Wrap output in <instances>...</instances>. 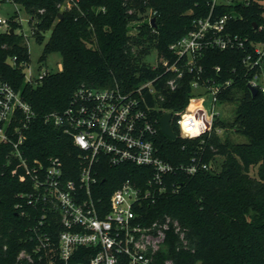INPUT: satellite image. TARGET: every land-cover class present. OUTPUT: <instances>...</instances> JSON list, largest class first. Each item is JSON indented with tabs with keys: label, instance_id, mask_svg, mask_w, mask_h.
Listing matches in <instances>:
<instances>
[{
	"label": "trees",
	"instance_id": "16d2710c",
	"mask_svg": "<svg viewBox=\"0 0 264 264\" xmlns=\"http://www.w3.org/2000/svg\"><path fill=\"white\" fill-rule=\"evenodd\" d=\"M14 1L29 13L37 42H45L39 61H46L52 53L62 56V68L45 74L36 87L26 81L23 71V63L30 61L25 36L0 33V75L37 115L27 133L24 155L42 160L60 157L69 169L68 178L77 180L80 150L71 136L46 123L45 116L68 108L81 88L108 89L119 84L127 92L158 77L156 91L146 96L159 128L156 145L160 156L173 164L195 158L212 165L194 176L177 174L173 181L180 188L173 190L170 185L148 206V220L170 217L181 226L180 232L168 234L166 259L174 264H264V93L254 95L249 88L255 72L243 63L249 46L206 51L201 61L204 76L232 81L219 95V103L233 107V118H216L211 132L193 139L180 135L176 118L172 120L175 139L160 127L164 114L187 106L193 76H187L178 90L170 91L164 86L170 73L162 75V65L153 68L145 60L157 50L158 57L172 61L170 45L194 28L195 19L210 15L211 0H72L71 7L64 9L65 0ZM232 9L216 6L214 16L231 14ZM234 11L238 16L228 20L227 29L255 43L264 42V29L259 30L264 25L261 4L238 5ZM144 17L143 22L131 24ZM46 32H51L49 39ZM8 57L15 58V63H9ZM184 118L194 134L209 128L207 113L195 103ZM238 136L246 141H237ZM7 152V147L0 150V264H62L54 246V251L44 246L36 249L40 243L35 229L40 228L42 211L19 197L30 190L31 183L18 160L6 164ZM101 169V191L96 196L106 202L125 180L145 186L152 175L151 168L133 164L111 168L104 161ZM58 230L57 219H53L51 228H46L51 241L56 240ZM22 252L31 259L20 257Z\"/></svg>",
	"mask_w": 264,
	"mask_h": 264
},
{
	"label": "built area",
	"instance_id": "2783aa9c",
	"mask_svg": "<svg viewBox=\"0 0 264 264\" xmlns=\"http://www.w3.org/2000/svg\"><path fill=\"white\" fill-rule=\"evenodd\" d=\"M3 2L20 5L14 0H0ZM71 3L72 0H65L66 5L61 8L71 7ZM255 3L261 4L264 16V0H211L210 15L195 19L194 28L170 45L173 60L159 57V62L152 65L153 68L162 65V75L170 73L164 84L170 91L178 90L187 76H193L190 80L192 96L187 106L172 112L182 137L193 139L212 131L214 120L220 117L216 110L219 95L232 83L204 76L201 61L207 50L245 49L248 45L243 63L249 71H255L249 85L264 93V87L258 83L264 69V42L255 43L226 27L230 18L238 16L235 6ZM221 5L232 7L231 14L214 16V8ZM19 21L17 17H0V33L14 29L17 34ZM262 29L264 25L259 30ZM13 60L15 63V58ZM27 63L24 62L23 67ZM47 73L41 75L40 80ZM25 79L33 84L32 76H27L26 72ZM157 79L142 82L127 92L119 84L108 89L81 88L68 108L45 116L46 123L54 124L71 136L80 150L79 177L73 180L68 178L69 169L60 157L47 156L42 160L24 155L27 133L37 115L33 106L0 75V150L7 147L6 164L16 159L28 175L31 188L19 197L42 211L39 223L42 228L35 229V238L40 243L37 250L40 246L53 251L55 248L56 258L62 264H174L165 257L168 234L180 232L181 226L170 217L148 220V206L155 204L170 185L173 190L180 188L173 181L177 174L194 176L200 170H210L212 165L197 162L195 158L189 163L173 164L160 156L156 145L159 128L146 96L156 91ZM206 100L211 108L199 104ZM193 103L210 118L209 128L197 134L184 123ZM104 161L111 168L126 164L148 167L152 175L145 186L125 180L106 202L96 196L101 191L99 182ZM53 219H57L59 226L55 241H51V234L46 231L51 228ZM20 257L31 259L24 252Z\"/></svg>",
	"mask_w": 264,
	"mask_h": 264
},
{
	"label": "rangeland",
	"instance_id": "374dc122",
	"mask_svg": "<svg viewBox=\"0 0 264 264\" xmlns=\"http://www.w3.org/2000/svg\"><path fill=\"white\" fill-rule=\"evenodd\" d=\"M1 9H0V17L2 18H12L17 17L18 20H20V26L17 27L16 33L17 34H23L27 40L25 43L27 44L30 52V61L25 65L24 72H26L27 76H32L33 78V84L34 86H38L40 84V76L43 75L45 72L48 73H54L59 71L62 67V56L60 53H52L50 56H48L47 60L44 62H40L39 59L42 55L44 43H39L35 39V37L32 34V27L29 23V13L26 11V9L22 5H15L13 3H7L3 2L0 3ZM63 9V8H62ZM18 10V12H17ZM148 17L151 16V13L149 12L147 14ZM144 19H135L131 22V24H139L140 22H143ZM136 29L134 28L132 30V33H135ZM51 32L45 33V38L49 39ZM46 39V41H47ZM145 60L150 63L151 65H155L159 62L158 57V51L153 50L151 53H149ZM7 61L11 64H13L14 60L11 57H8ZM258 83L264 87V69L262 71V74L258 80ZM201 106L204 108H211L210 103L206 100L203 102H199ZM216 110L220 113V117L227 120L233 118V107L231 106H223L220 103L217 105ZM237 141H246L245 137L238 136L236 138ZM219 162H221V159H219ZM255 170H252L251 174H254Z\"/></svg>",
	"mask_w": 264,
	"mask_h": 264
},
{
	"label": "water",
	"instance_id": "95a60500",
	"mask_svg": "<svg viewBox=\"0 0 264 264\" xmlns=\"http://www.w3.org/2000/svg\"><path fill=\"white\" fill-rule=\"evenodd\" d=\"M61 16V14H60ZM155 18L152 19V22L154 23ZM10 34H14V29L10 30ZM249 88L251 90V92L255 95L257 94L259 91L257 88L249 85ZM172 120H173V114L172 112H168L166 114H164L161 119H160V127H161V131L168 136L171 139H175L177 136L174 133L173 129H172Z\"/></svg>",
	"mask_w": 264,
	"mask_h": 264
},
{
	"label": "bare ground",
	"instance_id": "6f19581e",
	"mask_svg": "<svg viewBox=\"0 0 264 264\" xmlns=\"http://www.w3.org/2000/svg\"><path fill=\"white\" fill-rule=\"evenodd\" d=\"M208 118H209V116H208ZM209 123H210V118H209Z\"/></svg>",
	"mask_w": 264,
	"mask_h": 264
},
{
	"label": "crops",
	"instance_id": "0c3cea01",
	"mask_svg": "<svg viewBox=\"0 0 264 264\" xmlns=\"http://www.w3.org/2000/svg\"><path fill=\"white\" fill-rule=\"evenodd\" d=\"M62 68V67H61Z\"/></svg>",
	"mask_w": 264,
	"mask_h": 264
}]
</instances>
